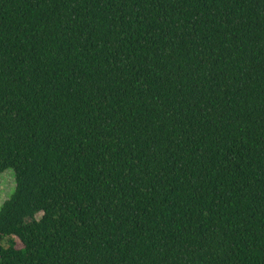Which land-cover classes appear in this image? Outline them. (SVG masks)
I'll use <instances>...</instances> for the list:
<instances>
[{
	"label": "trees",
	"instance_id": "obj_1",
	"mask_svg": "<svg viewBox=\"0 0 264 264\" xmlns=\"http://www.w3.org/2000/svg\"><path fill=\"white\" fill-rule=\"evenodd\" d=\"M8 169L0 264H264V0H0Z\"/></svg>",
	"mask_w": 264,
	"mask_h": 264
},
{
	"label": "rangeland",
	"instance_id": "obj_2",
	"mask_svg": "<svg viewBox=\"0 0 264 264\" xmlns=\"http://www.w3.org/2000/svg\"><path fill=\"white\" fill-rule=\"evenodd\" d=\"M15 181L13 171L8 169L0 174V207L4 201H6L14 191ZM40 214H37L36 219L40 218Z\"/></svg>",
	"mask_w": 264,
	"mask_h": 264
}]
</instances>
